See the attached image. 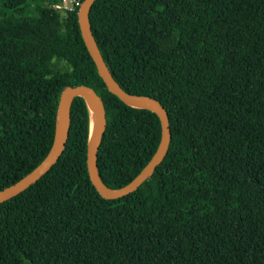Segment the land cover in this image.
I'll use <instances>...</instances> for the list:
<instances>
[{
  "label": "trees",
  "instance_id": "1",
  "mask_svg": "<svg viewBox=\"0 0 264 264\" xmlns=\"http://www.w3.org/2000/svg\"><path fill=\"white\" fill-rule=\"evenodd\" d=\"M56 1L0 0V190L45 157L62 91L80 84L104 104L99 175L123 187L155 152L159 117L107 89L78 8ZM89 21L115 81L164 107L167 150L134 191L103 198L76 96L57 161L0 203V264H264V0H94Z\"/></svg>",
  "mask_w": 264,
  "mask_h": 264
},
{
  "label": "water",
  "instance_id": "2",
  "mask_svg": "<svg viewBox=\"0 0 264 264\" xmlns=\"http://www.w3.org/2000/svg\"><path fill=\"white\" fill-rule=\"evenodd\" d=\"M93 2L94 0H83L78 9V24L84 44L97 68L99 76L111 93L129 106L149 109L157 114L161 125V136L157 148L144 167L128 184L117 189L106 186L99 175L96 161L98 146L106 125L104 104L100 96L87 85L67 86L63 89L60 97L55 137L49 151L31 171L0 190V203L15 196L37 181L57 161L68 137L70 106L76 96L83 98L90 118L86 139V165L89 178L96 191L103 198H116L134 191L152 174L163 159L171 138L166 111L157 99L131 94L125 91L112 77L92 33L89 11ZM59 123L60 127H58Z\"/></svg>",
  "mask_w": 264,
  "mask_h": 264
},
{
  "label": "built area",
  "instance_id": "3",
  "mask_svg": "<svg viewBox=\"0 0 264 264\" xmlns=\"http://www.w3.org/2000/svg\"><path fill=\"white\" fill-rule=\"evenodd\" d=\"M79 0H57L56 2L50 3L49 5L53 7L54 9L60 10L61 12H64L66 10H75L79 9L80 6Z\"/></svg>",
  "mask_w": 264,
  "mask_h": 264
},
{
  "label": "rangeland",
  "instance_id": "4",
  "mask_svg": "<svg viewBox=\"0 0 264 264\" xmlns=\"http://www.w3.org/2000/svg\"><path fill=\"white\" fill-rule=\"evenodd\" d=\"M30 3L34 4V5H40V4H46V0H30ZM63 14V13H62ZM53 64L56 66H59L60 68H65L68 67L67 63L65 62V60L61 59V58H55L53 60ZM92 88V87H91ZM93 89V88H92ZM94 90V89H93ZM95 91V90H94ZM96 92V91H95Z\"/></svg>",
  "mask_w": 264,
  "mask_h": 264
},
{
  "label": "bare ground",
  "instance_id": "5",
  "mask_svg": "<svg viewBox=\"0 0 264 264\" xmlns=\"http://www.w3.org/2000/svg\"><path fill=\"white\" fill-rule=\"evenodd\" d=\"M58 127H60V123L58 124Z\"/></svg>",
  "mask_w": 264,
  "mask_h": 264
}]
</instances>
